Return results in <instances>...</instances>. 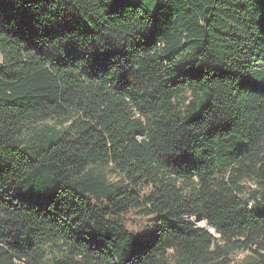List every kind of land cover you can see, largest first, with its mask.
<instances>
[{"label":"trees","instance_id":"obj_1","mask_svg":"<svg viewBox=\"0 0 264 264\" xmlns=\"http://www.w3.org/2000/svg\"><path fill=\"white\" fill-rule=\"evenodd\" d=\"M171 250L264 264V0H0V264Z\"/></svg>","mask_w":264,"mask_h":264},{"label":"rangeland","instance_id":"obj_2","mask_svg":"<svg viewBox=\"0 0 264 264\" xmlns=\"http://www.w3.org/2000/svg\"><path fill=\"white\" fill-rule=\"evenodd\" d=\"M143 2L145 0H132V2ZM189 98L190 96L187 95L185 97H176L174 100H173V104L175 105L176 107V110L179 111L180 113H182L183 115L186 114V110H187V105H188V101H189ZM73 120V116H70L69 117V121L65 124H60L58 123L57 121L55 120H47V121H44V122H39L37 123L40 127H45V126H51V127H56V128H61V127H67L68 125H70V123L72 122ZM235 142V140L232 142H228V143H225L222 145V149H221V152L222 153H225V151H227L228 149H230L232 146H233V143ZM109 177L111 179H116V176L112 175V174H109ZM245 184L247 185H251V186H255L254 185V182L249 180V179H246L245 180ZM199 226L201 227H205V228H208L216 237L219 236V234L215 231L214 228H212L205 220H201V221H198L196 222ZM248 253L247 252H240L239 254H237L236 256V259L237 260H242L245 256H247ZM167 261L170 263V264H188V263H185L178 255L177 253L174 251V250H171L168 254V257H167Z\"/></svg>","mask_w":264,"mask_h":264},{"label":"water","instance_id":"obj_3","mask_svg":"<svg viewBox=\"0 0 264 264\" xmlns=\"http://www.w3.org/2000/svg\"><path fill=\"white\" fill-rule=\"evenodd\" d=\"M202 219L200 218V219H198L197 221H201Z\"/></svg>","mask_w":264,"mask_h":264}]
</instances>
